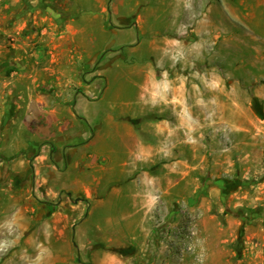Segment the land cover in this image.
<instances>
[{"label": "rangeland", "instance_id": "rangeland-1", "mask_svg": "<svg viewBox=\"0 0 264 264\" xmlns=\"http://www.w3.org/2000/svg\"><path fill=\"white\" fill-rule=\"evenodd\" d=\"M260 98L264 0H0V264H264Z\"/></svg>", "mask_w": 264, "mask_h": 264}, {"label": "crops", "instance_id": "crops-1", "mask_svg": "<svg viewBox=\"0 0 264 264\" xmlns=\"http://www.w3.org/2000/svg\"><path fill=\"white\" fill-rule=\"evenodd\" d=\"M128 18H130V17H128ZM58 58H60V56L59 55H53V58H52V60H54V61H57L58 60ZM70 62V61H69ZM73 62H74V60H73ZM263 101H264V99H261L260 98V115H264V103H263ZM262 111V112H261ZM52 125H53V122H52ZM60 130H62L63 132H65L66 131V128L65 129H63V128H61ZM40 131H44L48 136H49V138H51L52 136H53V134H55L56 133V128H55V125H54V127L53 128H51V129H49V130H42V129H40ZM45 145H47V143L45 144ZM44 145V146H45ZM262 182H260V184H261ZM262 187V184L260 185V188ZM262 200V201H261ZM260 214H264V191L262 190V191H260ZM261 220H262V223H263V229H264V216H262L261 218H260Z\"/></svg>", "mask_w": 264, "mask_h": 264}]
</instances>
